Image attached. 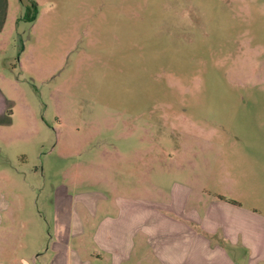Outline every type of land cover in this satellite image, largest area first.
I'll return each instance as SVG.
<instances>
[{"label":"rangeland","instance_id":"obj_1","mask_svg":"<svg viewBox=\"0 0 264 264\" xmlns=\"http://www.w3.org/2000/svg\"><path fill=\"white\" fill-rule=\"evenodd\" d=\"M35 1L32 23L17 0L25 48L10 81L46 127L16 165L51 226L47 183L49 196L65 183L151 201L186 184L190 205L264 214V0Z\"/></svg>","mask_w":264,"mask_h":264},{"label":"crops","instance_id":"obj_2","mask_svg":"<svg viewBox=\"0 0 264 264\" xmlns=\"http://www.w3.org/2000/svg\"><path fill=\"white\" fill-rule=\"evenodd\" d=\"M21 18L17 0H0V264L263 262L264 214L220 198L190 205L192 187L186 184L176 193L171 189L169 199L151 201L125 194L103 199L106 195L98 191L93 192L95 200H89L81 193L70 194L78 188L65 183L53 184L49 196L47 183L51 226L50 214L38 207L39 186L27 179L26 172L22 177L24 172L16 165L25 144L40 142L46 128L32 120L31 108L17 102L18 81H10L18 53L25 48L23 42L21 50ZM183 194L188 197H180ZM100 201L109 203L108 214L101 218L105 206ZM82 203L89 209L78 208ZM17 206L25 207L35 222L17 213ZM19 223L24 230L18 229Z\"/></svg>","mask_w":264,"mask_h":264},{"label":"trees","instance_id":"obj_3","mask_svg":"<svg viewBox=\"0 0 264 264\" xmlns=\"http://www.w3.org/2000/svg\"><path fill=\"white\" fill-rule=\"evenodd\" d=\"M26 1L28 3H30L29 7L31 8V10L33 11V16L31 19H29V21H35L37 18V14H38V4L35 0H21V2ZM21 50L23 49V41H21Z\"/></svg>","mask_w":264,"mask_h":264}]
</instances>
